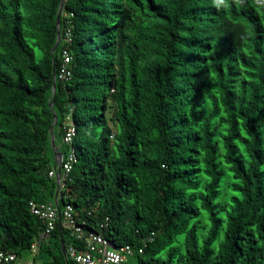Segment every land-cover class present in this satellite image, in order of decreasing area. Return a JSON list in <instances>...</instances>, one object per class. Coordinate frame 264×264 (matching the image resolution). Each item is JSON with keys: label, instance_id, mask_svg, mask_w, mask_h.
Returning <instances> with one entry per match:
<instances>
[{"label": "trees", "instance_id": "16d2710c", "mask_svg": "<svg viewBox=\"0 0 264 264\" xmlns=\"http://www.w3.org/2000/svg\"><path fill=\"white\" fill-rule=\"evenodd\" d=\"M60 2L0 0V249L65 264L27 203L71 122L59 210L144 244L126 264H264V0H62L56 25Z\"/></svg>", "mask_w": 264, "mask_h": 264}, {"label": "built area", "instance_id": "2783aa9c", "mask_svg": "<svg viewBox=\"0 0 264 264\" xmlns=\"http://www.w3.org/2000/svg\"><path fill=\"white\" fill-rule=\"evenodd\" d=\"M57 78L67 80L70 77V55L63 51L61 54ZM75 136V126L68 122L62 127L61 143L63 151L57 157V164L48 174L57 176L59 169L58 190H64L65 181L73 164L76 162V154L72 141ZM29 212L35 215L42 223L40 238L49 237L50 233L58 223V213L52 201L29 200L27 203ZM60 216L69 242L65 249V264H125L135 253L143 252L144 244L135 246L133 244H123L113 246L111 242L101 233L84 231L82 225L76 222L75 212L70 203H65L61 209ZM151 240V236L145 241ZM38 252V242L34 241L30 246L28 256L18 260L15 253L0 249V264H49L35 260Z\"/></svg>", "mask_w": 264, "mask_h": 264}, {"label": "water", "instance_id": "95a60500", "mask_svg": "<svg viewBox=\"0 0 264 264\" xmlns=\"http://www.w3.org/2000/svg\"><path fill=\"white\" fill-rule=\"evenodd\" d=\"M61 5H62V0L60 2L59 8H58V12H57V15H56V25L59 24V16H60V11H61V7H62ZM58 41H59V35L57 34V39H56L54 45L52 46L51 51H53L55 49ZM54 77H55V74L53 73V78ZM54 91H55V85L53 83L52 84V92L54 93ZM51 104H52V101H51L50 105ZM52 117H53V120L55 121L56 120V114L54 112L52 113ZM49 133H50V143H51V145H52V147H53V149L55 151V156L60 157L61 156V152L56 149V146H55V143H54V140H53L52 129H49ZM58 178H59V169H57L55 196H56V194L58 192ZM55 196H54L53 204H54V206L57 209L58 223H59V227H60L61 224H60V210H59V206L61 204L59 205V203L57 202ZM61 243H62V239H61ZM63 255L65 256V252H63Z\"/></svg>", "mask_w": 264, "mask_h": 264}, {"label": "rangeland", "instance_id": "374dc122", "mask_svg": "<svg viewBox=\"0 0 264 264\" xmlns=\"http://www.w3.org/2000/svg\"><path fill=\"white\" fill-rule=\"evenodd\" d=\"M51 200H53V198H52ZM27 256H28V254L26 253V254H24L21 258L18 257V260L24 259V258L27 257ZM131 260H132V259L129 258V259L127 260V262H130ZM125 264H126V263H125Z\"/></svg>", "mask_w": 264, "mask_h": 264}, {"label": "crops", "instance_id": "0c3cea01", "mask_svg": "<svg viewBox=\"0 0 264 264\" xmlns=\"http://www.w3.org/2000/svg\"><path fill=\"white\" fill-rule=\"evenodd\" d=\"M60 196H61V194L60 193H57L56 194V200L58 201V202H60ZM53 200H54V197H53ZM53 200H52V202H53Z\"/></svg>", "mask_w": 264, "mask_h": 264}]
</instances>
